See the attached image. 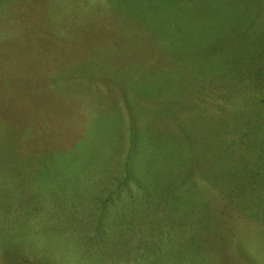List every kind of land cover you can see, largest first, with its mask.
Masks as SVG:
<instances>
[{"label": "rangeland", "instance_id": "rangeland-1", "mask_svg": "<svg viewBox=\"0 0 264 264\" xmlns=\"http://www.w3.org/2000/svg\"><path fill=\"white\" fill-rule=\"evenodd\" d=\"M0 264H264V0H0Z\"/></svg>", "mask_w": 264, "mask_h": 264}]
</instances>
